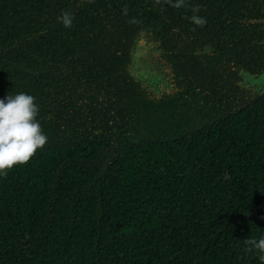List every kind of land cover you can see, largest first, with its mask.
<instances>
[{
  "label": "trees",
  "instance_id": "trees-1",
  "mask_svg": "<svg viewBox=\"0 0 264 264\" xmlns=\"http://www.w3.org/2000/svg\"><path fill=\"white\" fill-rule=\"evenodd\" d=\"M263 75L264 0H0V99L48 137L0 177V264H260Z\"/></svg>",
  "mask_w": 264,
  "mask_h": 264
},
{
  "label": "clouds",
  "instance_id": "clouds-1",
  "mask_svg": "<svg viewBox=\"0 0 264 264\" xmlns=\"http://www.w3.org/2000/svg\"><path fill=\"white\" fill-rule=\"evenodd\" d=\"M63 22L65 25L69 23L67 19ZM38 115L35 97L28 93H11L0 99V177L29 163L47 143L48 137L42 130ZM244 244L247 246L245 251L258 253L257 259L264 264V234L257 238L248 237Z\"/></svg>",
  "mask_w": 264,
  "mask_h": 264
},
{
  "label": "rangeland",
  "instance_id": "rangeland-1",
  "mask_svg": "<svg viewBox=\"0 0 264 264\" xmlns=\"http://www.w3.org/2000/svg\"><path fill=\"white\" fill-rule=\"evenodd\" d=\"M147 41L148 40L141 43L142 51L137 59L138 63H136L135 67L139 70L140 74H144V73L151 74L152 73L154 75L155 73L158 75L156 71H158L159 69H164L165 71H167L166 67L162 63L159 62L160 58H159L158 53H156V51L149 46L150 44ZM142 46L144 48H142ZM165 80L166 78L165 79L157 78L153 82H163ZM245 81L247 83L250 82L248 79Z\"/></svg>",
  "mask_w": 264,
  "mask_h": 264
},
{
  "label": "flooded vegetation",
  "instance_id": "flooded-vegetation-1",
  "mask_svg": "<svg viewBox=\"0 0 264 264\" xmlns=\"http://www.w3.org/2000/svg\"><path fill=\"white\" fill-rule=\"evenodd\" d=\"M250 82L247 83L245 81V83L250 84L251 86H253L255 88V90L260 91V92H264V75L258 78H247ZM246 79V80H247Z\"/></svg>",
  "mask_w": 264,
  "mask_h": 264
}]
</instances>
